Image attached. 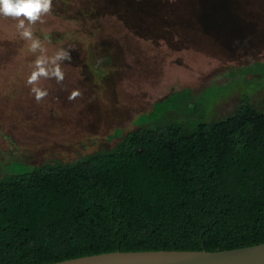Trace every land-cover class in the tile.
<instances>
[{"label": "trees", "instance_id": "1", "mask_svg": "<svg viewBox=\"0 0 264 264\" xmlns=\"http://www.w3.org/2000/svg\"><path fill=\"white\" fill-rule=\"evenodd\" d=\"M112 1L109 14L128 26L154 27L145 25L140 34H156L178 10L168 0ZM182 4L179 10L189 15L174 14V23L194 20L205 29V21L215 25L216 13L227 8L223 0ZM116 136L121 140L112 149L0 177V264L264 243V110L247 95L227 117L193 127L141 123Z\"/></svg>", "mask_w": 264, "mask_h": 264}, {"label": "rangeland", "instance_id": "2", "mask_svg": "<svg viewBox=\"0 0 264 264\" xmlns=\"http://www.w3.org/2000/svg\"><path fill=\"white\" fill-rule=\"evenodd\" d=\"M168 1L178 10L156 34H140L146 24L109 14L112 0H53L34 38L48 56L63 48L72 60L61 64L62 83L38 82L47 93L39 102L27 82L39 53L29 51L18 21L0 16V177L112 149L117 132L141 123L193 127L227 117L245 95L264 110V0H223L227 8L215 25L203 21L206 29L174 23V14H189L179 10L185 0Z\"/></svg>", "mask_w": 264, "mask_h": 264}, {"label": "clouds", "instance_id": "3", "mask_svg": "<svg viewBox=\"0 0 264 264\" xmlns=\"http://www.w3.org/2000/svg\"><path fill=\"white\" fill-rule=\"evenodd\" d=\"M52 7L53 0H0V16L18 21L16 29L23 40L30 42L29 51L39 53L27 81L29 85H33L32 91L37 102L47 95L46 91L37 86L38 82L41 79H55L62 83L64 74L61 64L72 60L71 52L63 48L48 56L41 41L34 38L32 26L38 22L43 23V17L52 11ZM77 95L79 93L73 92L69 100L75 99Z\"/></svg>", "mask_w": 264, "mask_h": 264}, {"label": "water", "instance_id": "4", "mask_svg": "<svg viewBox=\"0 0 264 264\" xmlns=\"http://www.w3.org/2000/svg\"><path fill=\"white\" fill-rule=\"evenodd\" d=\"M49 264H264V243L223 251H115Z\"/></svg>", "mask_w": 264, "mask_h": 264}]
</instances>
